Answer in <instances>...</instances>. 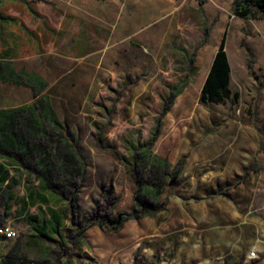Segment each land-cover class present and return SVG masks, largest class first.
I'll return each instance as SVG.
<instances>
[{
	"label": "rangeland",
	"instance_id": "obj_1",
	"mask_svg": "<svg viewBox=\"0 0 264 264\" xmlns=\"http://www.w3.org/2000/svg\"><path fill=\"white\" fill-rule=\"evenodd\" d=\"M201 1L98 0L97 13L75 19L65 33L44 31L32 47L6 48L0 35V60L45 79L42 96L85 168L63 191L47 187L32 169L43 152L35 151L29 165L0 158L13 177L0 191L6 196L0 195V224L17 232L0 237V264H134L136 257L154 264H264V19L257 11L236 16L234 0ZM20 6L3 1L0 12ZM135 21L138 31L130 26ZM224 35L230 89L240 96L201 103L205 80L199 82L214 58L202 61L203 51L218 50ZM177 85L183 90L152 148L181 169L160 209L118 231L93 225L78 235L70 196L79 222L99 201L107 206L109 187L115 213L135 207L137 186L120 158L130 160L131 149L149 141L169 87ZM38 147L54 146L47 140Z\"/></svg>",
	"mask_w": 264,
	"mask_h": 264
},
{
	"label": "trees",
	"instance_id": "obj_2",
	"mask_svg": "<svg viewBox=\"0 0 264 264\" xmlns=\"http://www.w3.org/2000/svg\"><path fill=\"white\" fill-rule=\"evenodd\" d=\"M202 5V1L199 0ZM233 13L241 18L248 17L252 11H257L264 19V0H234L232 5ZM209 29H205L204 43L208 42ZM226 35L222 38L218 50L214 56L209 73L201 89L200 102H222L226 98H239V92L230 89L231 65L225 50ZM4 68H1V70ZM36 86V84H35ZM181 85L169 87V94L164 103L163 110L157 119L155 131L148 142L139 144L131 149V159L120 158L126 171L133 177L136 183L134 194L135 207L130 211L114 212L115 199L113 189L109 187L104 193L107 206L99 201L97 206L85 214L84 220L79 222L76 216L74 198L70 196L69 206L72 212V223L78 226L77 234L87 230L93 225L111 231L120 230L124 224L134 218L154 216L160 209L161 196L166 190L169 181L175 180L180 172V166L173 167L165 158L155 154L152 150L154 143L161 132V120L173 104L174 99L182 92ZM35 106L40 110L41 117L34 116V107H22L13 111H0V127L3 132H15L16 140H8V143L0 145V151L14 153L17 151V158L27 165L28 158H34L35 151L43 152L42 157L31 164L36 175L46 183L47 187H61L63 191H69L75 187L76 182L82 176L79 168V160L74 156L73 149L67 144L65 133L60 130V122L50 109L49 100L46 96L39 98ZM12 113V114H8ZM13 113H17L14 115ZM33 114V116H32ZM24 123L29 125L24 130ZM47 140L53 144L45 150L39 149L40 143L47 145ZM100 141V139H99ZM63 149V150H62ZM61 151H63L61 155ZM117 155V153H116ZM74 156V157H73ZM118 156V155H117ZM119 157V156H118ZM74 161V170L68 174L64 166L67 160ZM4 181H0L1 186ZM5 198V193L0 192ZM2 221L5 219L0 218ZM134 264H154L145 260L135 258Z\"/></svg>",
	"mask_w": 264,
	"mask_h": 264
},
{
	"label": "crops",
	"instance_id": "obj_3",
	"mask_svg": "<svg viewBox=\"0 0 264 264\" xmlns=\"http://www.w3.org/2000/svg\"><path fill=\"white\" fill-rule=\"evenodd\" d=\"M3 1L17 2V0H0V3ZM20 3L24 6L10 9L11 11L8 15L0 12V35L5 34L7 36L9 43L5 44L8 46L6 48L13 47L15 50H18V47L22 49H26L27 46L32 47L34 45V38L39 40L38 36L42 35L46 30L49 31V33L51 31L57 34H60L61 31L65 33L66 30L75 27V23L73 22L75 19H86L88 17L87 15L97 13L100 7L98 0H20ZM106 3L107 2H105L104 5ZM104 5L101 6L104 8ZM107 8L111 11L113 9L111 5ZM129 22H132V19H129ZM129 22L128 25H130ZM138 24L139 22L135 21L130 26L137 27L135 31H138ZM207 48L203 51L201 59L210 64L212 57L216 54L217 48H213V51L209 52ZM0 50H3L2 45H0ZM1 68L4 69L1 70ZM207 71V69H203L202 79L199 82L200 85L204 82ZM7 88L11 91L8 95L4 96L3 92ZM46 88L47 83L41 75L33 73L23 67L19 68L12 59L0 60V111H13L22 107H34V116L41 117L40 110L35 106V102L43 97L42 94L45 92ZM46 97L48 98V96ZM33 100L34 102H32ZM48 100L50 109L56 116L51 106L50 99L48 98ZM13 114L16 115L17 113ZM28 126L29 125L24 123L23 129L27 130ZM59 128L65 133L64 130L66 127L63 124H60ZM65 136L64 134L63 137ZM11 139L16 140L15 132L4 133L3 128L0 127V145L8 143V140ZM69 147L71 146L69 145ZM71 149H73V147H71ZM73 152L74 156L78 158L79 164L82 165V167L79 168L80 174H82L85 169L82 159L74 150ZM13 157L17 158V151L14 153L0 151V158L12 160ZM1 164L2 163H0V181H4L1 190L8 191L11 185L7 184L13 177L10 170ZM73 170L74 161L69 158L67 160L65 172L70 174Z\"/></svg>",
	"mask_w": 264,
	"mask_h": 264
},
{
	"label": "built area",
	"instance_id": "obj_4",
	"mask_svg": "<svg viewBox=\"0 0 264 264\" xmlns=\"http://www.w3.org/2000/svg\"><path fill=\"white\" fill-rule=\"evenodd\" d=\"M16 235L17 232L11 226L0 224V237L10 239L15 237Z\"/></svg>",
	"mask_w": 264,
	"mask_h": 264
}]
</instances>
